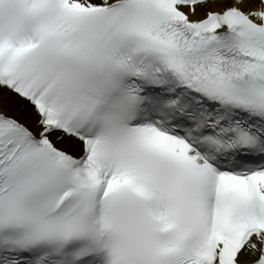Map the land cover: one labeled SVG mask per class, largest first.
Segmentation results:
<instances>
[{"label": "snow or ice", "instance_id": "1", "mask_svg": "<svg viewBox=\"0 0 264 264\" xmlns=\"http://www.w3.org/2000/svg\"><path fill=\"white\" fill-rule=\"evenodd\" d=\"M0 264H264V0H0Z\"/></svg>", "mask_w": 264, "mask_h": 264}]
</instances>
